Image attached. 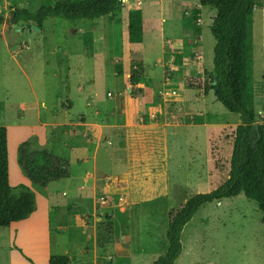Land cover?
<instances>
[{"label": "rangeland", "instance_id": "374dc122", "mask_svg": "<svg viewBox=\"0 0 264 264\" xmlns=\"http://www.w3.org/2000/svg\"><path fill=\"white\" fill-rule=\"evenodd\" d=\"M56 1L0 0V126L8 132V183L14 193L21 187L33 192L34 205L43 201L44 188L32 186L25 177L26 182L17 164L22 143L58 158L66 178L96 152L106 169L98 170L93 183L96 214L88 216L87 196L80 205L72 199L78 180L73 181L76 185L65 178L53 181L51 205L61 204L64 224L82 211L84 222L98 232L115 226L128 234V244L121 247L129 249L125 264H151V248L167 246L168 212L223 181L224 174L215 167L217 160L226 163L230 148L222 129L240 122L211 92L204 94L213 68L210 26L215 10L199 0H122L113 14L93 21L90 52L82 44V23L47 19L39 31L10 21L14 9L36 11ZM134 9L142 12L141 44L127 42L124 32L126 13ZM249 42L255 117L264 124V0L253 10ZM46 56L50 63H45ZM131 79L144 81L146 89L133 87ZM150 116L155 118L152 127ZM176 121L180 127L168 133L166 125ZM196 125L206 127V134ZM38 163L50 164L42 156ZM51 218L53 226L60 221L59 216ZM5 231L0 228V242ZM78 231L54 233L52 242L69 236L81 242ZM180 240L182 251L174 264H264L261 213L242 194L204 205L183 227ZM140 249L147 254L139 255ZM75 250L73 246L70 253ZM106 257L104 264H120ZM2 259L0 253V264Z\"/></svg>", "mask_w": 264, "mask_h": 264}, {"label": "trees", "instance_id": "16d2710c", "mask_svg": "<svg viewBox=\"0 0 264 264\" xmlns=\"http://www.w3.org/2000/svg\"><path fill=\"white\" fill-rule=\"evenodd\" d=\"M262 0H199V4L215 10L210 26L215 44L213 47V68L204 94L212 93L216 102L240 116V124L223 128L230 148L223 165L215 167L224 174L223 181L208 193H199L187 199L180 206L168 212V226L165 233L166 251L153 264H174L181 253V232L183 227L206 204L220 202L242 194L256 204L264 223V124L256 122L252 94V51L249 42L252 13ZM122 0H59L53 5L41 6L36 11L14 9L12 24L25 23L39 31L47 19L59 18L71 26L82 23V44L87 52L92 49L91 28L97 18L113 14ZM128 42L141 44L143 22L140 9L127 15ZM4 19L0 16V25ZM84 23V24H83ZM65 60V59H64ZM116 74H122L121 65L115 66ZM139 83L131 79L134 87ZM141 91L140 89H138ZM264 98V75H263ZM211 130V129H210ZM209 129L207 132L209 133ZM7 130L0 126V228H7L12 222L26 219L34 210V194L21 187L17 193L8 183ZM43 157L46 163H38ZM221 159L223 158V155ZM60 160L45 150L31 151L27 143L19 147L17 164L32 186L45 188L53 181L66 178L67 171ZM73 213L72 215H75ZM70 216V215H69ZM49 264H70L67 255H53Z\"/></svg>", "mask_w": 264, "mask_h": 264}, {"label": "crops", "instance_id": "0c3cea01", "mask_svg": "<svg viewBox=\"0 0 264 264\" xmlns=\"http://www.w3.org/2000/svg\"><path fill=\"white\" fill-rule=\"evenodd\" d=\"M127 15L128 13H126L125 17L124 32H126V40L128 42ZM45 61L46 64L47 61L48 63H50L48 57L45 58ZM51 63L53 66L54 63ZM55 73L56 72L54 70V73H52L54 77H56ZM23 74L25 75V77L27 76L26 73L23 72ZM138 84L143 85L142 90L146 89V83L144 81L139 80ZM143 92H145V90ZM34 102L36 107H39L42 104L37 98L34 100ZM36 110L37 109L35 108V111ZM36 116V118L40 120V116L38 114H36ZM148 120H150L148 121V125H150V127L156 125L154 116H150ZM178 121L170 125H166L168 133L170 131H173L175 127H180V124L177 123ZM46 123L43 122V125H46ZM158 123H160L158 125H164L161 124L162 122ZM235 124L238 125L240 124V122L237 121L235 122ZM13 126L15 127V125ZM16 126L19 127V125ZM196 127H201V129L204 130L206 134V127L201 125H196ZM105 155V157L110 156L108 153H105ZM87 159L88 161H83L82 164H78L79 166L76 165L78 168L76 169V173L70 175L69 178L63 179V181H68L70 184H72L74 180L79 181L77 191L72 194L69 193V195H72V199L77 202V204L79 203L78 205H80V202L83 204L82 201L86 199L85 196H87V199H89L91 203V213H87L88 216H90L96 214L95 204L98 200V193L93 186V183L96 179V174L98 170L104 171L106 169L104 168L105 164H103L102 160H97L96 152L92 153V155H87ZM69 173L71 172L69 171ZM23 179L28 182L25 177ZM207 181L208 174L207 176H205V182ZM53 183L51 182V184L44 188V194L41 197L44 203L43 201H41L40 205L36 204L34 210L26 219L19 222H12L6 228L4 234V242H0V253L3 255V263L49 264L51 256L67 255L70 257V264H104V257H106L105 253H107L108 256L106 258L110 261L113 258L115 259V262L119 260L120 264L127 263L130 257L128 253L129 249L128 247H125V252L121 247L128 244V234H122V232L118 228H115V226L111 227L110 229L107 228V231L105 232H98V229L96 227L84 222V220L82 219L84 212L82 211L80 215H77L76 213L73 216L71 224H64L65 221H63V216L65 215V213L63 214L64 210L61 207L59 208V206L61 205L59 203L60 201L56 200V202L60 204L59 206L54 207L51 205V202H55V191L50 190V185H52ZM73 184L76 185L74 182ZM101 184H105L103 180ZM84 186H86V188H84ZM88 186L90 187V189H88ZM65 195V192L62 191L61 196L64 197ZM51 214H53V216L55 217L59 216L60 218V221L56 226L51 225ZM100 215L103 216L102 213H100ZM73 228L80 229L77 234L78 238L82 239L81 242H79L77 239L73 240L71 236H69L68 240L66 239L61 241V243L60 241L57 242V239H54V241L52 242V236L56 235L54 233L63 234L67 230ZM116 230L118 231L116 232ZM119 235L121 236V238H119ZM73 246L76 248V250L71 251L72 253H70V250ZM166 248L167 246H165L162 250L157 246L156 248H151L152 251L150 252L152 253L150 254H152L153 257L151 264H153L160 256L164 255ZM144 249L139 250V255L147 254L145 253ZM111 250H113L114 252V256L112 257H110ZM180 255L178 256V258L180 257Z\"/></svg>", "mask_w": 264, "mask_h": 264}, {"label": "water", "instance_id": "95a60500", "mask_svg": "<svg viewBox=\"0 0 264 264\" xmlns=\"http://www.w3.org/2000/svg\"><path fill=\"white\" fill-rule=\"evenodd\" d=\"M33 28H34L35 30H38V28H37V27H35V26H33Z\"/></svg>", "mask_w": 264, "mask_h": 264}]
</instances>
